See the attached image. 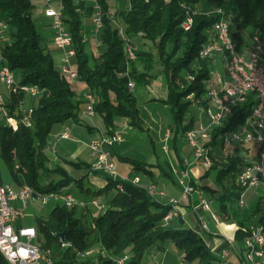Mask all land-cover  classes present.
<instances>
[{"label": "trees", "instance_id": "trees-1", "mask_svg": "<svg viewBox=\"0 0 264 264\" xmlns=\"http://www.w3.org/2000/svg\"><path fill=\"white\" fill-rule=\"evenodd\" d=\"M112 1L120 5L115 16L130 43L134 47L133 37L140 42L139 47L133 48L134 59L127 56L124 41L107 17L111 0H99L105 15L99 32L101 50L97 56L90 54L88 42L82 41L83 35L90 32L84 22L90 9L83 2L63 0L64 22L75 50L77 79L99 97L94 105V116L102 119L108 134L122 118L142 127L136 96L129 82H133L134 87L147 86L158 73L166 87V97L160 101L170 106L175 129L180 126L184 135L185 130L198 124L195 115L188 114L189 107L197 104L203 110L209 104L214 52L204 56L201 49L214 41L212 28L219 18L228 20L230 36L238 48L251 45L254 34L264 39V0ZM201 3L213 10H197ZM78 6L82 7V13L75 11ZM33 8L32 0H0V19L9 26V40L1 46L3 62L14 72L18 82L38 88V94L30 96V107L23 104L24 96L30 95L23 91H10L8 100L4 99V109L15 122H6L4 116L0 118V156L19 188L26 184L37 193H48L61 189L70 191L69 187L76 184L78 192L72 194L86 202L84 206L70 207L56 204L47 214L36 216L33 226L40 245L51 249L55 264H156L160 262L149 257L164 252L166 243L172 244L173 251L180 255L179 260L173 259L170 264H219L220 257L206 245L203 231L187 224L184 215L163 221L171 205L157 194H150L147 185L133 183L130 180L133 177L113 178L92 171L90 163L84 160L63 158L62 161L70 168L83 169L79 177L72 175L62 162L48 163L45 148L53 127L79 120L80 103L85 105L86 102L84 94L81 98L76 95L75 81L56 67L51 51L42 45V34L32 20ZM189 15L192 22L185 28L183 23ZM254 103L255 95L249 93L244 102L233 106L231 113L210 130L206 144L212 146V164L201 178L213 172L214 185L195 183L215 201L220 219L236 224L234 237L238 241L243 239L250 224L264 220V194L251 206L239 205L242 189L234 180L245 163L243 149L232 145L233 153L222 154L223 140H218L217 136L240 128ZM170 138L174 143L176 133ZM258 150L252 145L244 151L253 159ZM117 158L130 164L133 170L150 176L151 181L153 167L160 170V174H167L158 162L128 156ZM91 172L102 175L105 180L102 187H94L88 181L87 174ZM41 175L46 176L43 186L39 185ZM96 197L104 199V208L97 212L90 203ZM63 228L66 229L65 245L57 235ZM90 249L94 252L86 253ZM0 264H6L1 254Z\"/></svg>", "mask_w": 264, "mask_h": 264}, {"label": "built area", "instance_id": "built-area-1", "mask_svg": "<svg viewBox=\"0 0 264 264\" xmlns=\"http://www.w3.org/2000/svg\"><path fill=\"white\" fill-rule=\"evenodd\" d=\"M45 5L43 14L49 19L48 26L52 29V42L56 49L59 50L60 57V71L72 82L77 79V70L73 61L75 50L73 47L72 36L66 27L63 14V0H41ZM55 1L57 8H54L51 4ZM76 3L83 2L90 9L88 15L92 28L90 35H83L82 41H87L89 46L95 44L99 46L100 30L103 26L102 6L99 0H75ZM75 11L82 13L81 6L76 7ZM112 10L107 11V17L112 22ZM220 23H225V29L227 28V21L225 18H220ZM185 25V23H184ZM118 34L122 36L125 52L128 57H135L131 54V44L129 38L124 34V29H117ZM213 33H221L225 36V30H217V25H213ZM9 40V26L0 19V81L3 85H11V82H15L16 77L14 72L3 62L1 46L5 41ZM258 47V41L251 39V45L245 46V50H242V54H236V66H234L233 84L223 83L222 77L216 73L213 77L214 81L219 86H214L209 89L208 97L209 104L207 109V120L205 122L199 121L195 127L185 130V139L187 143L192 146L193 153L190 161H184V167L180 170V176L177 180L179 186V196L168 197V203L171 205V209L163 217L164 222H168L170 219L178 216H183L184 212L181 210L180 201L187 200L191 203V198L194 196L197 198V203L190 204L192 206L191 211L194 212L196 222L200 231H206L209 235H218L219 229L211 230L206 222L205 215L209 213L210 218L217 225L222 224L220 217H214V210L211 207V200H202L198 194V186L192 183V177H190L187 166L194 165L202 167L204 169L209 168L211 165L206 162V151L208 148H204V141H207V135L210 130L219 125V109L227 108V111L231 113L233 106L238 103L244 102L249 93L255 95V103L252 106L250 114L246 118L244 124L237 130L226 132L225 149L228 146L235 145L238 147L250 148L252 145L258 147L259 150L255 155L256 158L246 160L239 173L236 175L234 183L241 187L247 182H256L257 174H261V166L259 162L260 146L264 143V74L260 71V65L254 64V57H256V48ZM205 49L209 53H215L221 51L216 46L215 40L211 41L205 46ZM252 51L253 60H244L243 52ZM130 86H133V82H129ZM26 91L38 92L37 87L25 86ZM223 92H230V100H223ZM85 99V116H94V105L98 98L96 94L90 90L84 92ZM4 98L0 94V109H4ZM13 123L15 120H8ZM171 131L166 130L164 139L170 138ZM62 136H68L62 134ZM123 140V134L121 130H114L110 134H100L97 139H93L87 143L88 148L92 154V160L90 162V168L92 171H99L102 174H106L113 178L129 179L127 176H120L117 172L116 162L110 154V147L115 143ZM161 148L167 151L168 145L162 144ZM133 183L139 184V177L135 176L130 179ZM120 187V185H118ZM147 190L150 194L164 195L163 190H156L154 184H148ZM27 194H34V202H40L42 204L47 203L50 199L59 200L62 197L61 191L48 192L46 196L39 195L31 187L24 184L18 189H14L10 184L3 183L0 180V254L6 261V264H39V261H48L52 264V258L49 257L48 247H42L37 240V230L35 226L28 225H14L17 217H22L24 212L22 208L27 205ZM70 197V206L79 205L84 206L86 202L79 200L73 196ZM39 200V201H38ZM18 201L20 207H16L12 202ZM239 202L242 203V196L239 197ZM98 209H103L104 204L96 199L90 202ZM59 204V201L57 202ZM68 206V207H70ZM223 242L225 246L220 248L218 255L220 257L219 264H227V257L229 250L233 246L234 238L231 235L223 234ZM243 239H247L248 248L241 249L242 264H264L260 262V255H264V221L263 226L247 228L246 234ZM209 244V241H205ZM210 246V244H209ZM213 251L214 246H211ZM123 260V259H122ZM121 260V261H122ZM161 264V263H156Z\"/></svg>", "mask_w": 264, "mask_h": 264}, {"label": "rangeland", "instance_id": "rangeland-1", "mask_svg": "<svg viewBox=\"0 0 264 264\" xmlns=\"http://www.w3.org/2000/svg\"><path fill=\"white\" fill-rule=\"evenodd\" d=\"M34 2V8L32 10V20L34 22V25L37 30H39L40 34H42V45L46 47V49L50 50L52 53V56H54V61L56 67H60V61L58 59L59 57V52L55 48L52 42V29L48 26L49 24V19L45 17L43 14V10L45 8V5L42 4L41 0H32ZM52 6L54 8H57V4L55 1L51 2ZM117 1H112L111 0V7L110 9L117 13L116 11L119 9V6L117 4ZM197 10L204 11V12H209L213 10V7L208 6L205 3H201L200 7L197 6ZM215 11V10H214ZM218 11V10H217ZM191 22H192V17ZM84 22L92 28L90 19L86 17L84 19ZM90 31V30H89ZM92 34L89 32L88 35ZM132 43L135 44L134 47H139L140 42L137 40V38H132L131 39ZM100 46V45H99ZM99 46H95V44H91V46L88 47V51L90 54L93 56H97L100 52ZM133 46V45H132ZM133 47V48H134ZM214 60L216 64H214V67H212L211 70V75L214 77L217 74H219L221 77L225 75V69H224V64L222 63L223 61L221 60V54L220 53H214ZM58 59V60H57ZM216 60V61H215ZM215 65H217V69H215ZM158 70V68H156ZM75 85L77 87L76 89V95H80V98L82 97L83 93L82 90L84 91L85 87L87 88L86 84L78 79L75 80ZM213 85V81L210 82ZM209 83V84H210ZM74 85V84H73ZM216 86H219L218 84ZM165 83L161 75L158 73L157 77L154 78L147 86L143 85H137L134 87L132 86L134 95L136 96V101H137V107L139 111V115L142 121V127H137L136 125H131L129 124V120L127 118H122L121 120L116 121V126L113 130H121L123 134V140L120 142H117L113 145L112 149L115 153V155H120L123 154L125 156H129L130 158L137 159L140 161H147L149 160L148 158L151 156L154 160L155 163H159L163 169L161 170L163 172H167V174L164 173V175L160 173L154 172L152 175V181H160L163 184H168V186L171 187H178L179 186L175 183H177V180L179 179L180 176V170L183 168L181 166L182 160L190 161L191 156L193 153V148L189 143H187V140L185 139V135L182 134L181 127L179 126L178 129H175V120L173 118V112L170 108L169 105L163 104L160 100L162 98L166 97V89H165ZM0 92L4 94H10L9 90L6 89L5 85H3L2 82H0ZM35 96V95H34ZM96 97L99 99V97L96 95ZM23 104L25 107H30L32 105L31 102V97L30 95H25L23 98ZM80 111L78 113V119L83 120V118H86L87 123L89 126L92 124L93 125V132H90L89 138L87 142L97 139L100 134H108L106 130V126L104 125V122L102 119L98 116H85L84 110H85V105L84 103H80ZM189 112L188 114H194L196 121H201L205 122L207 120V116L205 112L202 110L201 107L197 106V104H192L189 107ZM3 116L5 117L6 122H8L7 118H12L15 120L13 117L7 115L6 113H3V111L0 110V118L3 119ZM166 130L171 131V135L173 136L174 133H176V138L175 142L173 143L172 138L165 140L164 139V134ZM71 137L73 134H70ZM170 135V136H171ZM168 145L167 151H164L161 146L162 144ZM54 148H47L48 151H53ZM235 148L231 146H228L226 149H223L221 147V152L222 154L225 153H233ZM241 154L245 156V161L250 160L252 158H249L245 155V151L241 150ZM57 160L50 161L48 162L50 165H54L57 163L62 162L63 157L66 159L69 156L65 155L62 153L60 150H58L57 154ZM91 151L87 149L84 150V157L85 161L90 163L92 160L91 156ZM116 162V168L117 164L122 163L117 156L113 158ZM184 160V161H185ZM124 163V162H123ZM62 164H64L62 162ZM184 164V162H183ZM66 168H68L69 172L74 175L75 177H79L80 175L83 174L84 170L83 169H76L73 167H68V164H64ZM130 165V164H128ZM131 166V165H130ZM132 169V167H130ZM195 167L194 165H188L187 170L192 177V183L194 181V184L199 182L202 183H208V185L213 186L214 181H213V172L209 173L205 178H201V176L204 174V172L207 169H204L200 167V173H196L195 170H193ZM133 170V169H132ZM117 172L120 176H127V175H122L119 173L118 168ZM160 172V170H159ZM0 176L4 181H8L12 187L15 189H18L19 187L16 186V182L14 181L13 178H11V174L9 172V169L7 168L4 160L0 156ZM139 177L140 179V185L141 184H146V182L150 181L149 184H154L156 190H158L160 187L157 185V183H154L151 181L150 176H147L144 172L142 171H137L133 170V174L131 176H127L128 178L131 177ZM46 176L41 175L39 178V185L43 186L45 184ZM86 181L84 180V184ZM148 185V184H147ZM18 187V188H17ZM30 187V186H29ZM70 192L73 193L74 195L78 192V188L76 184H72L70 187ZM200 188V187H199ZM180 189V188H179ZM178 189V190H179ZM203 194L210 199L211 196L209 193L203 191L201 189ZM39 195L46 196L47 193H41L38 192ZM167 194V193H166ZM264 194V187L260 184L258 185H251L246 187L243 190V196H242V201L244 205L246 206H251L256 199ZM158 195V194H157ZM176 195V194H175ZM160 196V195H158ZM168 197L169 194L167 195ZM173 196V195H172ZM100 202H104V199L101 197H96L94 198ZM211 200V207L212 209L218 214L219 208L217 207V204L215 201ZM39 201V200H38ZM63 202L61 199L55 200V199H50L47 203H40L37 201H29L26 206L22 208V211L24 212V215L22 217H17L16 221L14 222V225H23V226H28V225H33L34 220L36 216H41L42 214H47L56 204L57 202ZM19 203V202H18ZM197 203L196 198H192L191 203L189 202L188 204H195ZM95 207V206H94ZM95 209H98L95 207ZM102 210V209H98ZM183 211V210H182ZM206 222L209 226V228L215 229L216 226L213 223V220L210 218L209 213L205 215ZM254 223H259L258 221ZM222 224L227 226V225H232L234 223H228L226 220H222ZM226 229V228H225ZM226 232V231H225ZM203 235H207L208 233L203 230L202 232ZM242 242V240H234V245L237 247L239 246ZM170 243H167L168 245ZM96 251L98 248H95ZM151 257H149L150 259ZM229 258H227V264L229 263ZM183 264V263H182Z\"/></svg>", "mask_w": 264, "mask_h": 264}, {"label": "crops", "instance_id": "crops-1", "mask_svg": "<svg viewBox=\"0 0 264 264\" xmlns=\"http://www.w3.org/2000/svg\"><path fill=\"white\" fill-rule=\"evenodd\" d=\"M57 51L59 52L58 49H57ZM58 55H59L58 59L60 61V57H61L60 52ZM214 64H216V63L213 62V67H214ZM217 68H218L217 65H215V69H217ZM210 81L214 82L213 83L214 86L217 85V83L214 81L212 75H211ZM75 82H73V84H74L75 89H77ZM211 87H212V84H211ZM86 90H87V88L85 87L84 91L82 90V93L85 92ZM0 94L3 96L5 101L8 100V98H9L8 94H4L2 92H0ZM90 127H92V128H90ZM90 127L88 126L86 118H83V120H77V121L75 120L72 122H71V120H69V121L64 122L63 124L55 125L53 127L52 132L50 133L49 140H48L47 146L45 148V154L48 158V162L57 160L58 150H60L65 155L69 156L68 159L84 160L85 161L84 150L87 149L89 151V148L87 145V143H88L87 140L89 138V135H87V134H89L90 132H93V125L91 124ZM62 134H67L68 136H62ZM70 134H73V136L71 137ZM47 148H54V149H53V151H48ZM110 152L112 153V156H113L112 158H115V156H125L123 154L115 155L112 147H110ZM148 159L149 160H147V162L155 163L153 161L154 159L151 156ZM61 160H63V159H61ZM117 165H118L117 168H118V171L120 174L127 175L129 177L131 176V174H133V170L130 168L131 166L128 165V163L122 162V163L117 164ZM194 167L195 168L193 170H195L196 173H200V167H197V166H194ZM152 170H153V172L159 173V170L156 167H153ZM0 179L2 182L10 184L8 181H4L1 176H0ZM87 179L91 183V185H93L94 187H102L105 184L104 178L99 173H92L91 172V173L87 174ZM149 182L150 181L146 182L145 185L149 184ZM156 182H157V185H159V187H160L159 189L163 190V192H164L163 196L157 195L161 200L168 201V196H167L168 194H169V196H172V195L175 197L179 196L180 190H178L179 188L177 186L171 187V186H168V184H163L160 181H156ZM16 186L19 187V185H17V184H16ZM192 198H196V197L193 196ZM192 198H191V200H192ZM12 203L16 207H20V203H18V201H13ZM188 203L189 202L187 200H181L180 201V205H181L180 208L184 212V218H185L187 224L192 225L196 230L201 232L199 230V226L196 222V217L194 215V212L191 211L192 206H190ZM93 210H95V212H97L98 209L93 208ZM214 225L216 226V231L219 229L218 235H209L208 234V235H205L204 238H205V241H209L210 246L215 247V250L213 252L216 255H218L219 249L223 248L225 246V244L223 242V238H222L223 234L231 235L235 240L234 233L236 231V224L225 226L223 224L217 225L214 223ZM212 230H215V229H212ZM241 247H242V243L236 247L234 245V242H233V246L229 250V255L227 257V258H229L228 264H242V257H241V249L242 248ZM151 258H152V261L154 260V261L160 262L161 264H165V263L170 264L173 259L179 260L180 255L177 254L175 251H173L172 244H168V245H165L164 252H158V253L154 254V256ZM151 258L149 260H151Z\"/></svg>", "mask_w": 264, "mask_h": 264}, {"label": "bare ground", "instance_id": "bare-ground-1", "mask_svg": "<svg viewBox=\"0 0 264 264\" xmlns=\"http://www.w3.org/2000/svg\"><path fill=\"white\" fill-rule=\"evenodd\" d=\"M191 16L189 15L186 20H185V25L183 23V26L185 28H188L191 23ZM224 18V17H221ZM112 23L117 29H123L122 25H120V22L118 18L115 16V12H112ZM214 25H217V30H225V36L222 35L221 33H213L215 37V44L218 46L221 51L215 52V53H220L221 54V60L223 61L222 63L224 64V69H225V75L222 77L223 83L225 84H233V73H234V66H236V54H242V50H245V46H242L241 48L237 47V43L233 38L230 36V25L227 20V28L225 29V23H220V18L214 22ZM125 34V32H124ZM122 38V36H120ZM253 40L258 41V47L256 48V57H254V64L255 65H260V71L264 74V39H261L258 35L254 34ZM123 40V38H122ZM130 41V39H129ZM131 44V43H130ZM132 45V44H131ZM201 54L206 56L209 55V51L205 49H201ZM131 54L132 56H135V52L133 49V46H131ZM131 59H134L135 57H129ZM243 59L244 60H253V52L252 51H244L243 52ZM31 85V84H30ZM29 84H21L18 81L11 82V85H5L6 89L9 91L15 92V91H23L24 93L30 94L31 95H36L38 92H35L33 94V91H26L25 92V86H30ZM32 87H36L35 85H31ZM130 86V85H129ZM223 100H230V92H223ZM3 111V113H6L5 109H0ZM207 116V109H203ZM230 112L227 111V108H220L219 109V118L220 122H222L223 118L225 115L229 114ZM8 120H12V118H7ZM217 126V125H216ZM210 133L207 135V140L209 139ZM218 140L222 138L223 140V149H225V143H226V132L218 135L217 136ZM207 141H204V148H208V151H206V162L207 164H212V158H211V153H212V146L210 144H206ZM240 149L246 150L245 147H239ZM259 162L261 166V174H257V179L256 182H247L245 185L241 186L240 188L242 189V192L239 194L240 196H243V190L251 185H262L264 187V143L260 146V152H259ZM236 185V184H235ZM237 186V185H236ZM198 194L200 199L202 200H210L207 198L201 188L198 187ZM73 196V194L70 191L67 190H62V197L60 196L59 199L63 202H59V204H65L66 206H70V197ZM29 201H34V194H27V202ZM239 205H244L243 201L240 203L238 201ZM214 217H219V215L214 211ZM264 221V220H263ZM263 221H258L259 223H252L248 226V228H253V227H258V226H263ZM242 247L241 248H248V241L247 239H242ZM206 245L213 251V248L209 246V244L206 242ZM94 252V250L90 249L86 253L91 254ZM52 251L51 249L49 250V257L52 258ZM260 262H264V255H260ZM39 264H51L48 261H39ZM52 264H55L54 259L52 258Z\"/></svg>", "mask_w": 264, "mask_h": 264}, {"label": "water", "instance_id": "water-1", "mask_svg": "<svg viewBox=\"0 0 264 264\" xmlns=\"http://www.w3.org/2000/svg\"><path fill=\"white\" fill-rule=\"evenodd\" d=\"M65 233H66L65 228H63V230H61L60 232L57 233V235L60 238V241L62 242V244L64 243V245L67 244L66 239H65Z\"/></svg>", "mask_w": 264, "mask_h": 264}]
</instances>
